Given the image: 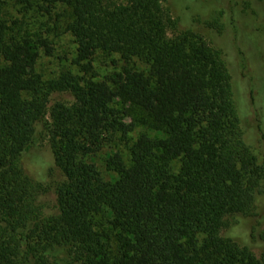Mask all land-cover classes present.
<instances>
[{"label": "trees", "instance_id": "16d2710c", "mask_svg": "<svg viewBox=\"0 0 264 264\" xmlns=\"http://www.w3.org/2000/svg\"><path fill=\"white\" fill-rule=\"evenodd\" d=\"M43 1L42 24L35 0H0V264H264V164L250 143L264 135L246 133L249 105L240 116L226 55L194 32L201 17L186 21L191 5L211 6L176 0L174 16L167 0ZM250 2L264 26V0ZM55 31L77 70L46 78ZM118 139L126 154H106V177L96 159Z\"/></svg>", "mask_w": 264, "mask_h": 264}, {"label": "rangeland", "instance_id": "374dc122", "mask_svg": "<svg viewBox=\"0 0 264 264\" xmlns=\"http://www.w3.org/2000/svg\"><path fill=\"white\" fill-rule=\"evenodd\" d=\"M192 3V0H189ZM211 10L208 12V7L205 5L204 13L202 11H197L199 5H191V10L189 16L186 17L188 21L189 17L200 16L201 18H195L194 32L197 35H200L205 39L209 44L218 50H223L226 55V60L229 66V69L232 72L235 92L238 96V103L240 108V116L246 114V101L249 105L248 112L246 117H243V125L246 133L250 136L264 135V26L263 24L256 23L259 18L255 12V9L252 8L250 0H202ZM36 2V12L31 14V18L37 13L40 15L39 22L44 23L48 20V17L45 16V11L42 10L43 5H48L49 2H44L43 0H35ZM166 6H168L172 14L177 16L179 10L177 8L176 0H167ZM214 6V7H213ZM20 7L13 5L12 3L8 6L7 13L13 17H21V14L18 13ZM61 11L58 9L57 12ZM225 11L223 16L221 12ZM56 12V11H55ZM241 14V17H247V23L244 21H238L237 15ZM56 15L54 14V19ZM249 22V25H248ZM59 24L60 18L56 17L50 24L43 25L44 29L53 27V24ZM184 26V27H183ZM180 26L182 30H185L186 24ZM247 26V27H246ZM250 26V28H249ZM219 28V29H218ZM240 30H245L247 33L246 38H253L252 33L255 32V39L251 40L253 42V50L251 48L250 39L246 40V44L241 40V34L238 35ZM221 31V32H220ZM52 33V32H50ZM60 32H54L52 38L54 41L58 42L59 48L58 53L53 58H45L41 61L38 66V70L46 78H52L60 73L64 69H73L77 70L72 63V55L70 51L73 50V44L71 39L67 35H58ZM57 35V36H56ZM243 36V35H242ZM246 45H249L246 46ZM229 50V53L227 52ZM230 52L232 54H230ZM113 59L119 60L118 56H114ZM121 63V62H120ZM122 64V63H121ZM253 66H252V65ZM99 73H104V71L111 70L113 67L112 58H105L98 61ZM136 68L146 69L147 67L139 60H134L132 62ZM241 70V71H240ZM241 72L243 74H241ZM254 78V79H253ZM252 85V88H248ZM251 83V85H250ZM246 86V93L242 92L241 96L243 97V102L240 103V87ZM251 92V93H250ZM63 100H72L70 96H57ZM245 109V110H244ZM241 117V118H242ZM262 120V121H261ZM129 121V120H128ZM261 121V122H260ZM259 123H261L262 129L259 128ZM149 132L143 126H139L136 132ZM153 135V133H151ZM252 151L258 158L259 164H264V140L261 137H256L251 140ZM126 144L124 141L117 140L116 144L112 146H106L97 156V162L99 167L102 169V172L107 177L104 160L106 154L111 150H117L126 154ZM42 152H44L47 159L48 147L43 144ZM55 179V178H54ZM259 212L260 216L264 217V195L259 199ZM244 219V218H243ZM261 217L258 220L261 222ZM249 222L243 220L242 224L238 225L233 233L238 236L240 239H247L248 237V224ZM251 223V222H250ZM252 223L257 224L256 220L253 219ZM251 225V224H250ZM264 229V221L260 223V230ZM262 243H259L258 246H261ZM256 252H260L259 248H256Z\"/></svg>", "mask_w": 264, "mask_h": 264}]
</instances>
